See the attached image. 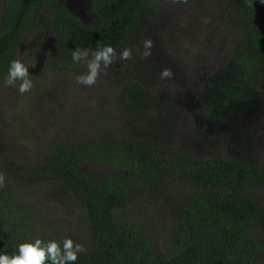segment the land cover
Returning a JSON list of instances; mask_svg holds the SVG:
<instances>
[{
  "label": "trees",
  "instance_id": "trees-1",
  "mask_svg": "<svg viewBox=\"0 0 264 264\" xmlns=\"http://www.w3.org/2000/svg\"><path fill=\"white\" fill-rule=\"evenodd\" d=\"M147 2L85 0L77 11L68 0H4L0 70L17 59L18 45L35 28L32 40L51 39L55 56L67 58L63 64L72 62L76 48L111 45L119 50L132 36L144 40L143 24L151 11ZM226 3L244 16L243 22L231 23L248 41L235 64L215 73L203 69V85L187 96L174 95L170 87L151 95L147 69L136 67L132 59L121 60L108 116L102 117L106 108L101 107L92 123L102 130L112 121L109 130L83 139L71 128L50 145L36 174L59 182L75 198L89 232L80 242L88 251L75 264H264V165L249 157L264 141V117L259 116L264 112V29L256 12L264 2ZM231 68L235 75L224 82L222 75ZM178 97L195 100L184 104ZM241 112L256 115L233 121ZM185 113L197 115L201 125L211 124L206 150L190 144L197 140L190 127L197 125ZM148 190L155 193L139 205L147 213L161 205L159 196L173 199L174 215L162 229L159 247L141 221L143 215L125 209L131 196ZM22 197L16 188H0V254H17L21 243L33 240L20 236L32 229L29 214L15 203ZM148 197L156 199L149 202Z\"/></svg>",
  "mask_w": 264,
  "mask_h": 264
},
{
  "label": "rangeland",
  "instance_id": "rangeland-1",
  "mask_svg": "<svg viewBox=\"0 0 264 264\" xmlns=\"http://www.w3.org/2000/svg\"><path fill=\"white\" fill-rule=\"evenodd\" d=\"M68 3L78 11L85 0H68ZM144 6L151 10L143 24V31H146L144 40L132 36L117 53L125 48L132 49L134 65L144 67L152 76L153 82L146 79V90L151 95L168 87L174 95L187 96L190 91L194 93L193 88L203 85V69L212 73L216 69H227L228 65L235 64V57L243 49V43L248 44L239 34L240 27L231 23L238 20L243 22L244 16L228 6L226 0H148ZM4 7V0H0V14ZM256 10L259 16L257 20L261 21L259 25L263 30L264 16L261 12L264 13V5H258ZM252 20L258 23L257 20ZM37 30L38 28L28 30L16 50V58L29 68V78L33 81L32 90L21 94L16 87L6 86L9 67L0 70V171L5 176L4 187L7 192L16 188L23 196L21 201H15L17 207L24 208V212L29 214L27 219L31 221L29 227L32 229L25 230L21 237L31 235L32 239L60 241L71 238L81 242V238H86L89 232L75 198L63 191L59 182L38 177L36 172L47 158L52 142L62 140L71 128L83 139L98 138L102 136V130H109L112 121H101L105 123L102 130L92 123L97 117L95 113L101 107L106 108L102 117L108 116L112 107L110 98L118 90L114 71L120 68L121 60L117 59L94 86L80 85L75 78L87 72L86 65L73 61L63 64L67 58L55 56L51 39L32 40L33 32ZM146 39H151L154 43L152 54L147 58L142 55ZM52 59H55L53 66ZM128 61L131 63V60ZM165 67L172 69L174 75L171 79L160 78L161 70ZM233 74L231 68L223 73L221 79L228 83V75L232 78ZM178 99L184 104L185 101L190 104L195 100L192 97ZM255 115L253 112H241L233 121L244 117L253 119ZM259 116L264 117L263 110ZM185 119L198 127H190L191 136L197 135V140H190V144L206 150L211 124L205 122L201 125V118L193 113H185ZM249 136H244L243 139ZM257 141L261 140L258 138ZM249 157L254 163L264 165V141ZM91 166L106 173L115 171L112 166ZM154 193L153 190H148V193L134 194L127 201L125 209L131 215H143L141 221L150 230L155 245L159 247V236L164 225L171 222L174 206L171 204L172 197L165 196L162 199L159 196L161 205L157 206V210L151 209L147 213L141 209L139 205L147 203V195ZM148 199L150 202L156 197ZM261 199L264 203V195ZM149 207L153 206L149 203ZM116 212H120L118 207Z\"/></svg>",
  "mask_w": 264,
  "mask_h": 264
},
{
  "label": "clouds",
  "instance_id": "clouds-1",
  "mask_svg": "<svg viewBox=\"0 0 264 264\" xmlns=\"http://www.w3.org/2000/svg\"><path fill=\"white\" fill-rule=\"evenodd\" d=\"M186 2V0H184ZM264 2V0H261ZM143 57L151 56L154 43L146 39L143 44ZM72 61L85 64L87 72L76 76V82L86 87H92L102 74L116 62L131 60L132 49L125 48L119 54L111 45H97L96 50L76 48L72 51ZM174 73L171 68H162L160 78L171 79ZM5 85L16 87L19 93H28L33 88L29 78V68L20 59L12 60L5 79ZM5 186V176L0 174V188ZM87 247L71 238L60 240H44L35 238L25 241L18 246L17 254H0V264H75L81 255L86 254Z\"/></svg>",
  "mask_w": 264,
  "mask_h": 264
}]
</instances>
